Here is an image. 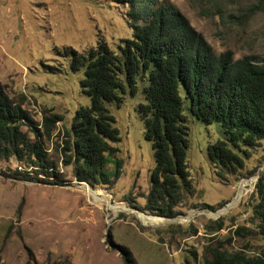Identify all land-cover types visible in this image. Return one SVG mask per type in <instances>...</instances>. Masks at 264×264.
Wrapping results in <instances>:
<instances>
[{"label": "rangeland", "instance_id": "374dc122", "mask_svg": "<svg viewBox=\"0 0 264 264\" xmlns=\"http://www.w3.org/2000/svg\"><path fill=\"white\" fill-rule=\"evenodd\" d=\"M157 1L183 14L216 53L230 50L234 58L264 59V0ZM126 11L119 0H0V81L34 122L40 123L47 109L61 116L52 136L43 139L57 162V181L13 157L0 160V264H27L29 259V264H126L121 247L130 250L135 264H204L216 246L264 256V239L252 217L256 180L238 194L240 181L264 167V140L238 175L219 179L206 157L208 144L220 136L217 126L189 115L186 163L195 191L175 207L178 222L150 224L134 211L144 212L154 167L151 141L137 113L144 101L140 83L135 94L127 91L119 104H107L119 134L114 145L121 168L114 183L79 185L71 166L62 164L65 130L75 110L90 103L80 88L83 69L69 67L67 51L85 52L99 38L115 49L132 34ZM252 167L255 172L246 174ZM81 187L93 189L107 203L94 201ZM226 203L230 206L217 216L203 211H218ZM217 221L222 227L210 230Z\"/></svg>", "mask_w": 264, "mask_h": 264}, {"label": "trees", "instance_id": "16d2710c", "mask_svg": "<svg viewBox=\"0 0 264 264\" xmlns=\"http://www.w3.org/2000/svg\"><path fill=\"white\" fill-rule=\"evenodd\" d=\"M119 1L132 21L130 37L115 49L99 38L85 52L67 51L69 67L83 69L80 88L90 103L75 110L65 130L61 162L71 166L75 179L91 188L114 183L121 168L114 145L119 134L107 104H119L127 91L135 94L140 83L144 101L138 103L137 113L154 156L142 210L174 217L179 213L175 207L195 191L186 163L189 115L217 126L220 136L208 144L206 157L219 179L238 175L252 149L264 140V59L234 58L230 50L216 53L183 14L164 2ZM60 119V114L47 109L40 123L34 122L0 81V160L13 157L24 168L32 167L57 181L58 165L43 139L52 136ZM108 164L113 166L107 170ZM16 172L15 176H21ZM254 172L252 167L246 174ZM253 195L252 217L264 239V167L258 171ZM221 227L217 221L210 230ZM208 251L204 264H264L262 255L229 252L219 246ZM121 252L126 264H135L130 250L121 247Z\"/></svg>", "mask_w": 264, "mask_h": 264}, {"label": "bare ground", "instance_id": "6f19581e", "mask_svg": "<svg viewBox=\"0 0 264 264\" xmlns=\"http://www.w3.org/2000/svg\"><path fill=\"white\" fill-rule=\"evenodd\" d=\"M254 179H255V175H253L251 177H248V178H243L240 181V183L238 185V194H239V197L241 196L242 193H244L246 191V189H248V186L251 185V183H252V181H254ZM81 182H84V181H80V182H78V184L79 185L82 184ZM81 189L86 190V192L91 195V197L93 198L94 201L107 203L106 197L101 196V195H98L93 189H91V188L90 189H87V188H82V187H81ZM234 201H231L230 203L233 204ZM229 206H230V204H227L226 206H223V208L220 209V210H218V211L205 210L204 212L207 215H210V216H213L214 217V216H217L219 213H222V212L226 211ZM112 208H113V210H117L120 207H112ZM134 211H137V210H134ZM137 212L141 213V214H139V217L142 220H144L146 223H150V224H165L167 222H171L173 220L174 221L176 220V218H174V219H166V218L159 217V216L145 214L144 212H141V211H137Z\"/></svg>", "mask_w": 264, "mask_h": 264}, {"label": "water", "instance_id": "95a60500", "mask_svg": "<svg viewBox=\"0 0 264 264\" xmlns=\"http://www.w3.org/2000/svg\"><path fill=\"white\" fill-rule=\"evenodd\" d=\"M255 180L258 178V172H256L255 174ZM77 180V179H76ZM78 182H80V180H78ZM85 182V181H84ZM86 184H87V182H85ZM253 186H254V183H253ZM235 197H237V194L235 195ZM229 203V202H228ZM228 203H226V204H224L223 206H226ZM135 210H137L138 211V209L137 208H134ZM205 210H208V209H204L203 211H205ZM211 211H214V210H211ZM145 213V212H144ZM145 214H149V213H145ZM150 215H154V216H159V217H163V218H166V219H174V218H177V217H166V216H161V215H155V214H150ZM171 222H178V221H171Z\"/></svg>", "mask_w": 264, "mask_h": 264}]
</instances>
